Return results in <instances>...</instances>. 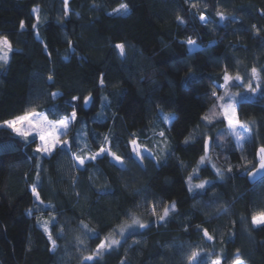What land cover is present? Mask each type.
<instances>
[{"label":"trees","instance_id":"16d2710c","mask_svg":"<svg viewBox=\"0 0 264 264\" xmlns=\"http://www.w3.org/2000/svg\"><path fill=\"white\" fill-rule=\"evenodd\" d=\"M120 4L128 11H114ZM0 36L13 49L0 60V264H189L193 251L199 264H233L237 250L245 264H264V229L251 223L264 210V176L247 180L264 146V0H68L67 8L64 0H0ZM225 69L241 81L221 88ZM214 89L225 101L240 94L238 118L250 132L242 146L218 122ZM72 96L80 99L63 136L70 152L42 156L36 141L4 126L32 111L53 121L69 116ZM132 139L155 159L135 157ZM102 145L123 163L107 154L75 162L73 153L90 156ZM190 175L192 185L212 183L189 192ZM173 202L164 221L151 215L153 205L162 215ZM133 215L149 227L96 256Z\"/></svg>","mask_w":264,"mask_h":264},{"label":"snow or ice","instance_id":"6c2138e0","mask_svg":"<svg viewBox=\"0 0 264 264\" xmlns=\"http://www.w3.org/2000/svg\"><path fill=\"white\" fill-rule=\"evenodd\" d=\"M67 3L68 0H64L65 7L67 8ZM192 7L195 8L197 7L196 4H192ZM35 11V9H33ZM116 12H127L128 11V5L127 4H120L119 8L114 9ZM221 20L226 19L223 14H220ZM178 20H180L181 23H183V20L180 17H177ZM205 16L203 14L200 15V20L205 21ZM33 28L37 27V24L32 25ZM25 28V23L24 21H21L20 23V29L23 30ZM188 45H195V41L189 38L186 42ZM115 47L119 49L120 55L123 56L125 54V45L123 43L116 44ZM12 44L8 40L7 37L0 36V53H3V55H0V60H3L4 63L6 64L8 61V53L12 52ZM253 76L257 74V69L253 68L252 69ZM49 80H52L53 77L50 75L48 77ZM223 79V84L220 85L221 88H226L232 84L233 81H241V77L237 74L236 76H232L228 73L227 69H225L224 74L222 76ZM101 85H103L104 81L103 78L100 80ZM257 87H259L257 85ZM248 91L251 93H255L257 91V88L253 87L251 83L247 85ZM53 98L57 95L56 93H53ZM213 97L216 98L217 102H222L219 103V107L222 110L223 113V119L218 121L219 123H223L224 121L227 122L228 128L231 130L230 135H234L237 139V141H241L245 138L246 134L248 133V128L246 125H242L237 114V96L240 94H233L230 96H227V101H225V95H217V91L214 89L211 93ZM78 96H72V112L70 113L69 116H65L63 118H60L55 121H50L48 119V115L46 113H39L36 111L29 112L23 116H18L15 118V120H8L5 121L4 124L8 128H11L15 133H17L19 136L25 137L27 139L28 136L32 135L33 131H35L38 135V139L41 142L37 147L34 149L35 153H39L42 156L43 155H52L53 152L57 150L58 147H67V150L70 152L71 151V145L68 140H60L57 136L53 135L52 131H48V129H55L56 126L62 129H68L69 124L72 121H75L77 119V107L78 105L75 103L79 101ZM93 97L91 94L85 96L83 98V103L85 106H88L92 103ZM217 105H213V109H215ZM168 117H165V120H167ZM202 119H207V117H202ZM26 122L28 124V128L22 130L20 127L17 125L19 123ZM209 124L212 123V121H208ZM237 128H242V131H238ZM66 135V132L64 133ZM161 137L165 136V133L161 131L159 133ZM212 138H208L204 141L203 144V150L205 155H202L199 160V164H204L206 160L208 159L207 153L209 150L210 142ZM33 142H35V138L33 139ZM104 142L109 143V138L107 136L104 137ZM189 141L186 139L184 141L185 144H187ZM130 144L132 146V154L135 155V157L139 158L141 161L145 158L143 153L139 150L138 145H137V140L132 139L130 141ZM107 154L108 156L112 157V159L116 162L123 163L122 158L117 155L115 152L111 150L110 147H104L103 145L99 148V151L95 152L94 154L90 156H76L75 153H73L74 160L76 163L79 164V166L84 167L86 164V160H91L95 161L97 160L98 157H101L103 155ZM258 156H259V165L258 167L254 166V170L249 171L247 174L249 177L255 178L257 174L260 172H264V146H261L258 149ZM147 158L155 159L154 156H152L151 153H149V156ZM157 165L159 166L160 161L157 160ZM213 168H215V165H212ZM228 172H232V168L229 167L227 169ZM199 172V169H195L194 173ZM216 175L219 179H223L224 173L221 172L219 169H216ZM194 178L193 175H190L188 177L187 183L189 184L188 191L192 192L193 189H205V186L208 184H211V181L204 180L199 184L192 185L191 181ZM37 179H39V175L37 176ZM31 193L33 197L39 201L40 203H43V200L41 199L40 193L37 191V186L33 185L31 189ZM176 207L175 202L171 203L170 205L166 204L163 207V214L158 215L156 206L153 205L151 209V215L157 216L159 221H164L165 217L168 216L170 210H174ZM31 214V213H30ZM53 221L56 219L55 216L51 218ZM132 223L131 225H124L121 226L120 228V234L123 235L126 228H134L138 227L140 229H146L149 227L148 224L142 223L138 217L133 215L131 217ZM252 225L264 229V210L259 211L258 213L254 214L251 219ZM49 221H44L43 222V227L44 231L49 234V239L52 240V235L49 232V227H48ZM87 226L85 225V228ZM203 235L208 239L212 240L213 237L208 233L207 229L203 230ZM114 244H119L118 240H111L110 242H101L96 250V256H99L100 253L105 250L106 248H110ZM55 249V241H53V250ZM86 260L93 261L95 259L94 256H88L85 258ZM189 264H199V253L196 251H193L191 255L188 257ZM212 264H222V261L220 258H217L212 261ZM234 264H243V261L239 258V250H237V256L236 259L234 260Z\"/></svg>","mask_w":264,"mask_h":264},{"label":"rangeland","instance_id":"374dc122","mask_svg":"<svg viewBox=\"0 0 264 264\" xmlns=\"http://www.w3.org/2000/svg\"><path fill=\"white\" fill-rule=\"evenodd\" d=\"M0 55H3V53H0ZM39 113H41V112H39ZM23 116V115H22ZM12 120H15V119H12ZM50 120V119H49ZM50 121H53V120H50ZM4 126H5V124H4ZM18 127H20L22 130H24V129H27L28 128V124L26 123V122H22V123H19L18 125H17ZM7 127V126H6ZM11 129V128H10ZM12 130V129H11ZM230 130V129H229ZM237 130L238 131H242L243 129L242 128H237ZM13 131V130H12ZM48 131H52L53 132V135H55V136H57L60 140H64L63 139V136L65 135L64 133L65 132H67V129L65 130V129H62V128H59L58 126H56V128L55 129H48ZM231 131V130H230ZM14 132V131H13ZM15 133V132H14ZM15 134H17V133H15ZM249 134H250V132L248 131V133L246 134V136H245V138L243 139V140H241V141H237V139H236V137L234 136V139H235V143L238 145V146H242V144L244 143V141L246 140V139H248V137H249ZM18 135V134H17ZM21 137H23V136H21ZM23 138H25V137H23ZM27 138H32V139H34L35 138V141H36V147H37V145H39L41 142L39 141V139H38V135H37V133L35 132V131H33V133H32V135H30V136H28ZM145 148V147H144ZM147 149V148H146ZM141 152L143 153V154H149L150 152L148 151V149L147 150H141ZM152 156H153V154H152ZM117 163H119V162H117ZM119 164H122V163H119ZM131 223L132 222H129V223H127V224H123L122 226H124V225H131ZM120 228H121V226H119V227H117L115 230H113V232L103 241V242H110L111 240H113V239H115V240H118L119 242H120V238H123L125 235H127L128 233H130V232H132L133 230H135V229H137L138 227H134V228H126V230H125V232H124V234L123 235H121L120 234ZM118 244H114V245H112L110 248H106L105 250H103L102 252H105V251H109V250H111V248H113V247H116ZM212 264V263H211ZM234 264V263H233ZM243 264H245L244 262H243Z\"/></svg>","mask_w":264,"mask_h":264},{"label":"water","instance_id":"95a60500","mask_svg":"<svg viewBox=\"0 0 264 264\" xmlns=\"http://www.w3.org/2000/svg\"><path fill=\"white\" fill-rule=\"evenodd\" d=\"M259 148H260V147H258L257 150H256L257 164L255 165V167H258V165H259V156H258V149H259ZM208 152H209V150H208ZM207 156H208V153H207ZM252 170H254V168L251 169L250 171H252ZM263 176H264V172H260L259 174H257V175L255 176V178L249 177L248 174H247V180H248V182H249L250 184H253V183H255L256 181H258L259 179H261Z\"/></svg>","mask_w":264,"mask_h":264}]
</instances>
